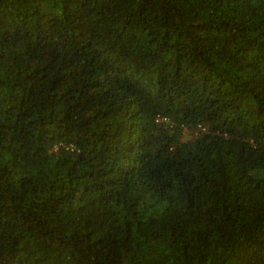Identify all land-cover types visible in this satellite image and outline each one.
Returning a JSON list of instances; mask_svg holds the SVG:
<instances>
[{
    "label": "trees",
    "instance_id": "16d2710c",
    "mask_svg": "<svg viewBox=\"0 0 264 264\" xmlns=\"http://www.w3.org/2000/svg\"><path fill=\"white\" fill-rule=\"evenodd\" d=\"M0 264H264V0H0Z\"/></svg>",
    "mask_w": 264,
    "mask_h": 264
},
{
    "label": "rangeland",
    "instance_id": "374dc122",
    "mask_svg": "<svg viewBox=\"0 0 264 264\" xmlns=\"http://www.w3.org/2000/svg\"><path fill=\"white\" fill-rule=\"evenodd\" d=\"M192 133H194L193 131H191Z\"/></svg>",
    "mask_w": 264,
    "mask_h": 264
}]
</instances>
